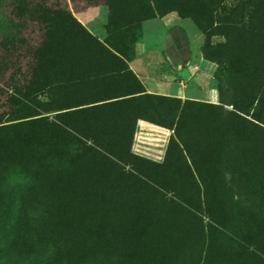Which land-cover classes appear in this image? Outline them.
Returning <instances> with one entry per match:
<instances>
[{
    "label": "rangeland",
    "instance_id": "1",
    "mask_svg": "<svg viewBox=\"0 0 264 264\" xmlns=\"http://www.w3.org/2000/svg\"><path fill=\"white\" fill-rule=\"evenodd\" d=\"M251 7L259 9L258 22L249 20ZM156 9L146 18L109 0H0V58L2 44L19 34L37 45L42 24L53 16L62 22L65 12L122 53L146 92L191 100L180 129L185 143L172 136L165 152L132 148L145 159L135 168L105 167L103 177L76 170L42 190L32 188L30 173L0 171V264H261L250 241L253 222L264 220L254 194L263 165L231 153L219 134L217 143L205 142L209 115L199 104L232 109L227 83L236 78L226 77L219 45L237 43L243 22L264 31V0H157ZM24 54L19 49L11 59L21 78ZM12 70H0L2 91ZM151 102L172 107L162 98ZM7 111L1 92V124L12 122L4 121ZM40 229L50 236L40 237ZM76 244L96 253L80 255Z\"/></svg>",
    "mask_w": 264,
    "mask_h": 264
},
{
    "label": "trees",
    "instance_id": "2",
    "mask_svg": "<svg viewBox=\"0 0 264 264\" xmlns=\"http://www.w3.org/2000/svg\"><path fill=\"white\" fill-rule=\"evenodd\" d=\"M109 1L146 18L157 12V0ZM249 11V20L258 22L259 9ZM42 26L37 45L19 34L1 46L5 56L0 58V70H13L5 89L0 88L8 107L4 121H12L1 124L0 119V171L30 173L32 188L42 190L60 185L63 178L71 180L76 170L83 177L99 170L103 177L105 167L135 168V160H145L132 151L138 120L172 129L176 142L185 143L180 129L191 100L181 103L178 97L146 92L124 55L69 13H63L62 22L53 16ZM241 29L237 43L230 39L219 45L225 48L221 62L226 77L236 78L226 82L232 109L211 103L199 106L209 115L204 122L209 131L205 142L217 143L219 134L220 140L227 139L231 153L240 159L250 157L264 168V31L244 22ZM19 49L27 58L22 78L17 60L11 61ZM158 98L169 100L172 107H153L151 101ZM251 111L253 120L246 117ZM254 194L264 206V172ZM27 226L26 221L20 244L26 243ZM38 232L40 237L50 236L47 229ZM250 242L256 259L264 264L263 219L253 222ZM75 251L96 253L90 244H76Z\"/></svg>",
    "mask_w": 264,
    "mask_h": 264
},
{
    "label": "crops",
    "instance_id": "3",
    "mask_svg": "<svg viewBox=\"0 0 264 264\" xmlns=\"http://www.w3.org/2000/svg\"><path fill=\"white\" fill-rule=\"evenodd\" d=\"M201 59L203 61L204 57ZM125 60L138 79L142 81V78L133 69L130 62L127 59ZM167 96L172 95L167 94ZM183 98L185 100V96ZM171 136H173L172 129L164 128L145 120H138L134 131L132 148L135 150V153H138L139 149L143 151L142 153L165 152Z\"/></svg>",
    "mask_w": 264,
    "mask_h": 264
}]
</instances>
